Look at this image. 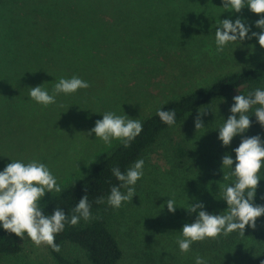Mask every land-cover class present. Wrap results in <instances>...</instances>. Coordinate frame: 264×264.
<instances>
[{
	"label": "trees",
	"instance_id": "16d2710c",
	"mask_svg": "<svg viewBox=\"0 0 264 264\" xmlns=\"http://www.w3.org/2000/svg\"><path fill=\"white\" fill-rule=\"evenodd\" d=\"M127 4L129 6H125ZM139 4L145 8L137 6L135 9V5ZM170 4V0H0V95H10L6 91L11 87V76L21 74L22 65L17 60L31 58L48 63L76 57V65L84 63L94 43L90 35H83L82 20L98 28V19L107 20L113 28L127 31L130 24L126 22L133 18L119 15L129 14L132 17L137 9L146 13L147 9L152 12ZM52 22L61 23L63 29L48 37L41 25ZM24 72V80L37 84L35 80L41 73ZM257 88L264 89V62L226 73L203 87L164 102L141 120L143 130L129 147L125 148L119 142L81 178L64 186L61 193H55L42 203L43 214L51 215L58 207L65 211L69 220L83 196L88 195L91 205V219L85 221L81 218L75 226L65 223L64 231L56 234L55 242L60 246V251H53L49 246L56 263L120 264L125 251L119 234L111 226L113 213L123 212L125 204L134 208L135 200L140 201V197L145 196V204H140L147 208L142 215L144 222L142 218L134 221L143 224L150 240L165 241L161 245L162 257L168 258L160 261V258L152 257L158 260L157 264H195L197 255L204 258L207 264H262L264 215L256 218L255 228L245 226L244 236L237 230L227 236L221 234L216 239L206 238L193 242L187 253H182L177 243L178 239L183 238L180 232L183 225L193 223L198 215L199 210L190 214L185 209L190 203H203V210L214 215L227 210V202L221 198L223 186L232 185L236 178L230 176L228 180L223 179L224 173H229L231 169L222 168V158L230 155L234 170L236 153L233 150L239 146L242 138L259 135L264 142V127L254 115L259 105L246 113L252 122L246 132L234 136L228 146L218 139L219 128L232 115L230 108L234 104L233 97L238 94L247 96ZM0 98V106L5 108L6 100ZM158 109H174L175 124L169 126L163 123L157 115ZM204 110L207 114L201 116L203 128H195V119L186 125ZM177 126H182V132H178V137L170 138L166 144L165 168L159 169L158 174L156 169L143 170L141 179L144 180V187L141 189L145 194L135 190L132 202H122L118 209L109 206L107 198L111 187L121 184L111 169L119 167L126 174L137 160L144 159L153 148L164 143ZM158 165L155 167L160 168ZM258 175L261 179L253 204L264 206V165ZM151 178L155 183L152 187ZM120 190L122 193L127 191L125 188ZM99 197L104 198V203H96ZM170 198L175 200L174 213L168 211L165 203ZM27 237L26 233L23 239L17 237L0 226V258L21 253L24 249L22 241ZM137 264L142 263L137 261Z\"/></svg>",
	"mask_w": 264,
	"mask_h": 264
},
{
	"label": "rangeland",
	"instance_id": "374dc122",
	"mask_svg": "<svg viewBox=\"0 0 264 264\" xmlns=\"http://www.w3.org/2000/svg\"><path fill=\"white\" fill-rule=\"evenodd\" d=\"M170 2L163 9L152 12L147 9L149 15L142 9H137L132 17L119 15L133 18L126 22L130 24L127 31L113 28L107 20L98 19L100 28L82 20L83 35H90L94 43L84 63L76 65V57L48 63L31 58L17 60L22 65L21 74L11 76V87L6 91L10 95H0L8 106H0V171L12 160L24 163L36 160L50 169L63 188L81 178L121 142L114 139L109 146L94 133L89 135L95 121L102 120L103 113L126 114L141 121L164 102L203 87L226 73L264 62V48L255 37L229 42L219 53L215 44V31L221 20L230 19L234 23L241 19L250 27L251 37L252 32H261L255 22L264 13H253L247 6L239 13L226 11L222 0ZM137 6L145 8L139 4L135 9ZM41 27L48 37L63 29L57 22ZM23 69L26 74L41 73L35 80L37 84L22 78ZM72 76L87 81L90 87L72 94L61 93L56 96V103L47 107L29 96L31 87L41 85L51 94L59 78ZM181 127L173 129L164 143L145 156L143 170L156 169L158 174L159 169L165 168L166 144L170 138L178 137ZM150 182L151 187L155 185L152 178ZM142 187L144 180L139 179L134 188L145 194ZM55 193L46 192L40 205ZM144 198L135 200L134 208L125 204L123 212L113 213L111 226L119 234L125 251L120 264H137V261L157 264V258L160 261L168 258L162 257L161 245L165 241L150 240L143 224L134 221L147 210L145 205L140 206L145 204ZM22 245L21 253L1 257L0 264H57L48 245L36 246L29 237Z\"/></svg>",
	"mask_w": 264,
	"mask_h": 264
},
{
	"label": "clouds",
	"instance_id": "9594fccd",
	"mask_svg": "<svg viewBox=\"0 0 264 264\" xmlns=\"http://www.w3.org/2000/svg\"><path fill=\"white\" fill-rule=\"evenodd\" d=\"M223 8L226 11L241 12L247 6L250 11L256 14L264 13V0H222ZM255 26L261 32H252L248 36L250 27H247L241 19L233 23L230 19L220 21L215 31V44L217 53L222 52L229 42L243 41L255 37L259 45L264 48V16L255 22ZM90 84L77 76L70 79L59 78L55 83L52 93L41 86L30 88L29 96L32 100L47 107L56 103V96L72 94L79 89H87ZM234 104L230 108V115L219 128L218 139L224 146L230 145L234 136L246 132L251 127L249 112L253 106L257 122L264 127V89L257 88L247 96L238 94L233 97ZM207 114L206 111H200ZM238 114V118H237ZM160 120L172 126L175 124L176 112L174 109L164 111L157 110ZM195 128H203V121L200 114L197 115ZM143 125L139 119H132L126 114L118 116L113 112L103 113L102 120L95 121L88 133H93L106 145L111 146L112 140H120L125 148L142 132ZM236 153L235 168L233 170V159L230 155L222 158V168L231 169L224 173L223 179L228 180L234 176L235 182L232 185H224L221 198L227 202V210L223 214H209L203 210V203H190L185 208L190 214L198 215L193 223H185L180 231L181 239L177 240L182 253L191 249V244L196 241H203L206 238L216 239L221 234L224 236L239 230L244 236L245 226L256 227V218L264 215V206L254 205L261 177L258 173L264 165V142L259 135L242 138L241 143L233 150ZM144 160H137L127 171L122 173L119 167L111 169L112 174L121 182L119 186H113L107 198V204L113 208H120L122 202H132L136 194L134 185L143 176ZM121 188L127 189L126 193ZM46 192L61 193L62 189L57 183L56 177L50 169L36 160L24 163L20 160H12L3 171H0V225L10 233L23 239L25 233L36 245L46 244L53 251L59 252L60 246L55 242L56 234L64 231L65 223L75 226L83 218L85 221L91 219V205L88 195L83 196L73 209L70 220L61 208L56 207L51 215L43 214L40 200ZM96 203H104V198L99 197ZM169 212L176 211L175 200L170 198L166 202ZM195 264H207L206 260L199 255L195 258ZM264 264V262H262Z\"/></svg>",
	"mask_w": 264,
	"mask_h": 264
}]
</instances>
